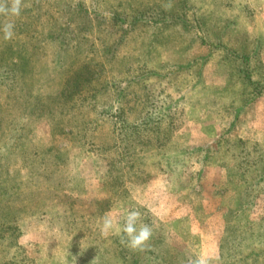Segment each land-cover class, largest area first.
<instances>
[{
	"label": "rangeland",
	"instance_id": "1",
	"mask_svg": "<svg viewBox=\"0 0 264 264\" xmlns=\"http://www.w3.org/2000/svg\"><path fill=\"white\" fill-rule=\"evenodd\" d=\"M5 22L0 264H264V0H22ZM133 208L144 251L117 231Z\"/></svg>",
	"mask_w": 264,
	"mask_h": 264
},
{
	"label": "clouds",
	"instance_id": "2",
	"mask_svg": "<svg viewBox=\"0 0 264 264\" xmlns=\"http://www.w3.org/2000/svg\"><path fill=\"white\" fill-rule=\"evenodd\" d=\"M166 5L165 8H169ZM22 11V0H0V15L18 17ZM14 23L5 22L0 28L3 32V39L10 41L14 38ZM143 214L138 208H133L126 212L123 218V225L117 231L121 237V243L133 251H144L150 247V240L153 236V227L144 223L142 220ZM100 231L104 236H108L114 228V220L109 214H105L101 218ZM186 264H209V259L206 256L200 255L189 257Z\"/></svg>",
	"mask_w": 264,
	"mask_h": 264
}]
</instances>
